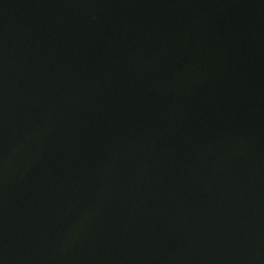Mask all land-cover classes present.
I'll use <instances>...</instances> for the list:
<instances>
[{"label": "water", "instance_id": "water-1", "mask_svg": "<svg viewBox=\"0 0 264 264\" xmlns=\"http://www.w3.org/2000/svg\"><path fill=\"white\" fill-rule=\"evenodd\" d=\"M0 264H264V0H0Z\"/></svg>", "mask_w": 264, "mask_h": 264}]
</instances>
